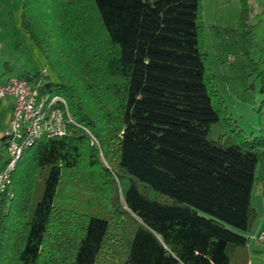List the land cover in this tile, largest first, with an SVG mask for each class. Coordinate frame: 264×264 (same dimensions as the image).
<instances>
[{
    "label": "trees",
    "instance_id": "obj_1",
    "mask_svg": "<svg viewBox=\"0 0 264 264\" xmlns=\"http://www.w3.org/2000/svg\"><path fill=\"white\" fill-rule=\"evenodd\" d=\"M243 4L227 32L251 33ZM202 18L201 0H22L52 72L24 77L75 123L0 192V264H232L258 215L264 97L257 134L211 138L227 117Z\"/></svg>",
    "mask_w": 264,
    "mask_h": 264
},
{
    "label": "rangeland",
    "instance_id": "obj_2",
    "mask_svg": "<svg viewBox=\"0 0 264 264\" xmlns=\"http://www.w3.org/2000/svg\"><path fill=\"white\" fill-rule=\"evenodd\" d=\"M154 1L156 0H152ZM201 2L203 46L208 65L215 76L216 88L222 98L216 104L227 117L222 124L211 126L210 136L213 139L226 138L233 128L247 134H257V109L264 97L261 92L264 78V0H247V22L251 24L252 31L246 36L225 30L227 27L238 26L244 10L243 0ZM14 17V22L17 23L16 10ZM16 27L15 30L9 24L7 27L2 26L0 31V76H24L37 71L52 74L45 55L26 29L19 23ZM6 61L10 65L7 70L4 69ZM3 101L5 99L0 100V105ZM7 123V110L0 106V136ZM6 158L7 152L4 149L1 161L4 162Z\"/></svg>",
    "mask_w": 264,
    "mask_h": 264
},
{
    "label": "built area",
    "instance_id": "obj_3",
    "mask_svg": "<svg viewBox=\"0 0 264 264\" xmlns=\"http://www.w3.org/2000/svg\"><path fill=\"white\" fill-rule=\"evenodd\" d=\"M7 96H12L14 102L1 136L7 158L0 168V192L11 184L27 148L43 137L65 135L69 124L75 123L65 97L41 91L39 85L24 76H12L0 82V99ZM93 141H96L94 137ZM258 237L264 241V230Z\"/></svg>",
    "mask_w": 264,
    "mask_h": 264
},
{
    "label": "crops",
    "instance_id": "obj_4",
    "mask_svg": "<svg viewBox=\"0 0 264 264\" xmlns=\"http://www.w3.org/2000/svg\"><path fill=\"white\" fill-rule=\"evenodd\" d=\"M21 5L22 0H0V31L2 26L7 27L9 24H12L15 30L17 29L16 24H21ZM14 10H16V19H18L17 23L14 22ZM1 47L2 44L0 43V49ZM9 68L10 65H8L6 61V63H4V69L7 70ZM3 76L4 75L0 76V82L6 81L13 75L2 78ZM3 99H5V101H3L0 106H3L7 110L8 122L14 98L12 96H7L0 100ZM1 142L0 136V143ZM252 201L258 211V215L252 228L245 232V234L249 237L247 244L230 249L232 264H264V241L258 237L260 232L264 230V181L258 182L255 185L253 189Z\"/></svg>",
    "mask_w": 264,
    "mask_h": 264
}]
</instances>
